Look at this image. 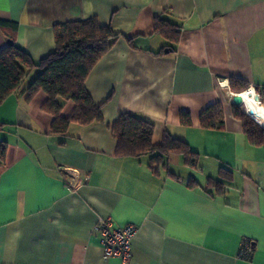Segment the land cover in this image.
Wrapping results in <instances>:
<instances>
[{
	"label": "crops",
	"instance_id": "crops-1",
	"mask_svg": "<svg viewBox=\"0 0 264 264\" xmlns=\"http://www.w3.org/2000/svg\"><path fill=\"white\" fill-rule=\"evenodd\" d=\"M89 18L119 35L84 82L102 122L53 134L46 94L27 98L36 71L0 104V264H264V147L233 116L229 87L264 94V0H0L34 61L54 52L56 25ZM156 18L179 27L176 44L153 34ZM6 41L0 31V51ZM58 103L67 118L74 103ZM214 103L223 127L203 129ZM258 108L264 120V97L250 118ZM125 114L154 125L153 146L167 133L197 158L171 154L154 173L150 155L117 157L112 125ZM98 219L137 228L126 263L103 256Z\"/></svg>",
	"mask_w": 264,
	"mask_h": 264
},
{
	"label": "trees",
	"instance_id": "trees-1",
	"mask_svg": "<svg viewBox=\"0 0 264 264\" xmlns=\"http://www.w3.org/2000/svg\"><path fill=\"white\" fill-rule=\"evenodd\" d=\"M0 31L11 45H6L0 51V104L9 95L19 92L26 77L32 72L37 76L26 89L30 99L37 92L42 91L47 96L43 110L54 117L53 134H65L70 124L89 126L102 122L100 108L91 100L85 89V79L97 62L107 54L119 35L110 27L101 26L96 18L82 21L67 22L54 27L55 50L44 59L34 61L27 52L15 45L13 35L16 24L0 21ZM153 34L162 36L167 42L176 44L179 39V27L168 21L156 18L153 23ZM129 45L131 39L126 38ZM171 49L170 47H167ZM231 92L240 94L249 85L239 79H230ZM256 94L263 100V90L254 88ZM58 100L71 101L74 108L67 118L60 117L61 106ZM259 108L251 120L242 111L235 108L233 116L242 123V129L248 141L264 147V120ZM261 124L259 126V123ZM180 122L189 125L187 114L180 115ZM199 124L203 129L219 130L223 127V109L220 103H214L204 109L199 115ZM154 125L132 115H122L112 125V134L117 140L115 155L117 157L138 158L150 155L149 167L157 173L164 158L174 154L183 156L188 164L197 158L189 146L167 133H164L160 145L153 146L151 142ZM5 147L0 143V161H2ZM219 177L224 180L230 178L227 171L221 170ZM192 180L188 186H194ZM217 191L222 188L220 183L210 182ZM250 251V246H248ZM249 253V252H248Z\"/></svg>",
	"mask_w": 264,
	"mask_h": 264
},
{
	"label": "built area",
	"instance_id": "built-area-1",
	"mask_svg": "<svg viewBox=\"0 0 264 264\" xmlns=\"http://www.w3.org/2000/svg\"><path fill=\"white\" fill-rule=\"evenodd\" d=\"M256 96L258 95L256 94ZM74 174L73 170L67 171V175L70 177H73ZM93 230L99 234L105 258H116L122 263H126L129 260L131 241L137 232V228L134 225L128 224L122 227H114L110 219H98ZM248 252V244L243 243L241 247L242 255L248 257Z\"/></svg>",
	"mask_w": 264,
	"mask_h": 264
},
{
	"label": "bare ground",
	"instance_id": "bare-ground-1",
	"mask_svg": "<svg viewBox=\"0 0 264 264\" xmlns=\"http://www.w3.org/2000/svg\"><path fill=\"white\" fill-rule=\"evenodd\" d=\"M240 96L243 101L241 109L250 118L253 115V111L258 107V100L255 99L256 95L253 90H247L242 92Z\"/></svg>",
	"mask_w": 264,
	"mask_h": 264
},
{
	"label": "water",
	"instance_id": "water-1",
	"mask_svg": "<svg viewBox=\"0 0 264 264\" xmlns=\"http://www.w3.org/2000/svg\"><path fill=\"white\" fill-rule=\"evenodd\" d=\"M6 44L11 45V41L7 40ZM165 53H167V51H165ZM255 99L258 100V96H255ZM231 102L235 107H241L243 101L242 98L240 96V94H234L231 97ZM244 114V113H243ZM245 115V114H244ZM247 116V115H246ZM248 117V116H247ZM249 118V117H248ZM251 119V118H250ZM252 120V119H251ZM264 129V128H263Z\"/></svg>",
	"mask_w": 264,
	"mask_h": 264
},
{
	"label": "rangeland",
	"instance_id": "rangeland-1",
	"mask_svg": "<svg viewBox=\"0 0 264 264\" xmlns=\"http://www.w3.org/2000/svg\"><path fill=\"white\" fill-rule=\"evenodd\" d=\"M32 75H28L27 77H26V79L24 80V82H23V84H25L28 80H30V77H31Z\"/></svg>",
	"mask_w": 264,
	"mask_h": 264
}]
</instances>
